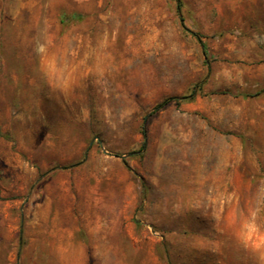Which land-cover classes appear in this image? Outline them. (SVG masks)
I'll return each mask as SVG.
<instances>
[{
	"label": "rangeland",
	"instance_id": "rangeland-1",
	"mask_svg": "<svg viewBox=\"0 0 264 264\" xmlns=\"http://www.w3.org/2000/svg\"><path fill=\"white\" fill-rule=\"evenodd\" d=\"M180 2L0 0V264H264V0Z\"/></svg>",
	"mask_w": 264,
	"mask_h": 264
},
{
	"label": "trees",
	"instance_id": "trees-1",
	"mask_svg": "<svg viewBox=\"0 0 264 264\" xmlns=\"http://www.w3.org/2000/svg\"><path fill=\"white\" fill-rule=\"evenodd\" d=\"M175 1H176L177 12L180 14L181 2H180V0H175ZM180 24L184 30L189 31L193 35V37H195V39L203 46L202 41L200 39V35L197 32L188 30L185 27V25L183 24V19L181 17H180ZM206 80L207 79L204 78V79L194 83L191 86V88L189 89V91L187 93L181 95V96H167V97L162 98L159 102H157L154 105L151 113H156V112L160 111L161 109H163L165 106H167L170 103L179 104L181 102H190V101L194 100L197 93L201 91L203 85L206 83ZM144 134H145V132L143 131V135ZM144 146H145V143L142 142L139 150L132 151L130 153V156H135V155L141 154V150L144 149ZM122 162L126 167H128L126 158H122Z\"/></svg>",
	"mask_w": 264,
	"mask_h": 264
},
{
	"label": "bare ground",
	"instance_id": "bare-ground-1",
	"mask_svg": "<svg viewBox=\"0 0 264 264\" xmlns=\"http://www.w3.org/2000/svg\"><path fill=\"white\" fill-rule=\"evenodd\" d=\"M78 80H79V78H78Z\"/></svg>",
	"mask_w": 264,
	"mask_h": 264
}]
</instances>
